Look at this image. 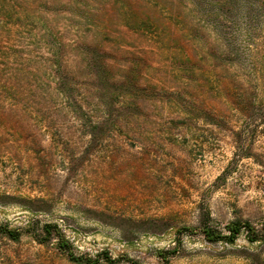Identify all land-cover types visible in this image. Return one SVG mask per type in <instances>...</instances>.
<instances>
[{
	"label": "rangeland",
	"instance_id": "obj_1",
	"mask_svg": "<svg viewBox=\"0 0 264 264\" xmlns=\"http://www.w3.org/2000/svg\"><path fill=\"white\" fill-rule=\"evenodd\" d=\"M0 0V264H264V11ZM38 233V232H37Z\"/></svg>",
	"mask_w": 264,
	"mask_h": 264
},
{
	"label": "trees",
	"instance_id": "obj_2",
	"mask_svg": "<svg viewBox=\"0 0 264 264\" xmlns=\"http://www.w3.org/2000/svg\"><path fill=\"white\" fill-rule=\"evenodd\" d=\"M183 2L190 4L191 6L207 11L211 14V9L215 6H219V11H229L234 13V10L239 6H243L246 9L248 19H252L255 11H264V0H182ZM227 233L218 231L216 229H203L202 233L208 242H220L224 241L229 244H234L236 239L242 233H245L247 241L251 244L261 243L264 241V227L258 228L249 222H241L234 220L226 227ZM34 238L40 244H47L53 241L56 242L58 249L68 256L71 261L77 263L92 264L90 259H79L72 251L70 242L66 239L64 232L53 224L42 225L40 229H34ZM38 232V233H37ZM0 235L7 237L8 239L17 242L20 240V233L16 230L9 229L5 226H0Z\"/></svg>",
	"mask_w": 264,
	"mask_h": 264
}]
</instances>
